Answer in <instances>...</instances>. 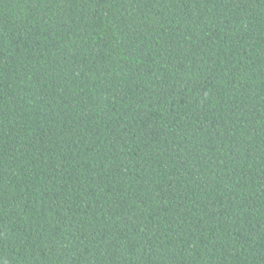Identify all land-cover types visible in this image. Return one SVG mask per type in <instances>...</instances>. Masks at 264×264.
Instances as JSON below:
<instances>
[{"label": "trees", "instance_id": "trees-1", "mask_svg": "<svg viewBox=\"0 0 264 264\" xmlns=\"http://www.w3.org/2000/svg\"><path fill=\"white\" fill-rule=\"evenodd\" d=\"M0 264H264V0H0Z\"/></svg>", "mask_w": 264, "mask_h": 264}]
</instances>
